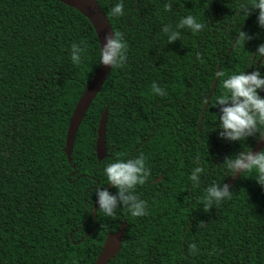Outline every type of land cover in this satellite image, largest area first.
I'll list each match as a JSON object with an SVG mask.
<instances>
[{
  "label": "trees",
  "instance_id": "trees-1",
  "mask_svg": "<svg viewBox=\"0 0 264 264\" xmlns=\"http://www.w3.org/2000/svg\"><path fill=\"white\" fill-rule=\"evenodd\" d=\"M95 1L121 34L126 58L86 112L69 163V120L99 65L95 31L56 0H0V264H95L122 224L121 249L107 264H264V190L252 174L239 176L229 198L205 200L208 187L232 177L225 160L258 142L220 139L214 117L222 106L212 107L222 79L251 72L250 53L264 42L256 12H239L249 0ZM117 2L123 14L113 16ZM185 15L202 29L180 28L169 42L163 27ZM238 31L257 37L241 44ZM73 44L82 49L79 64ZM105 110L107 154L99 162ZM138 156L149 171L134 190L146 214L133 217L118 204L112 217L97 208L94 220L96 187L110 185L103 168ZM197 165L203 171L191 181Z\"/></svg>",
  "mask_w": 264,
  "mask_h": 264
},
{
  "label": "clouds",
  "instance_id": "clouds-1",
  "mask_svg": "<svg viewBox=\"0 0 264 264\" xmlns=\"http://www.w3.org/2000/svg\"><path fill=\"white\" fill-rule=\"evenodd\" d=\"M167 10V9H165ZM249 10L256 12V24L260 29H264V0H249V2L239 5V12L244 18L249 15ZM113 16L123 14V3L117 2L111 9ZM203 25L196 21L192 15H185L173 29L170 25H165L162 29L169 42L178 39L180 28H188L192 32H198ZM237 41L243 44L245 41L255 39L256 33L249 35L246 32L238 31ZM82 49L76 44L71 48V60L74 64H79ZM126 44L121 38V34L116 32L111 36H105L103 45L99 47V64L107 67L119 66L125 60ZM264 42L257 44L254 53H250L251 62L247 67H252L251 72L244 70L235 72L222 79V94L217 95L212 103V107L221 105L219 116L215 115L219 131L217 136L222 140L241 142L249 137L255 140L264 141V96L259 95L264 89ZM259 61V63H257ZM153 90L157 95H164V91L155 85ZM207 104V100L202 101ZM224 166L231 171V175L239 173L252 174L250 178L264 190V147L253 153L246 145L238 154L228 157ZM203 169L197 165L193 168L189 176L191 181H197V174ZM103 174L107 183L116 189V195H111L107 190H100L96 187L97 208L105 217H112L119 204L121 208H127L131 216L139 217L146 214L145 201L139 199L135 194V188L143 185L149 176V171L145 167L143 156L134 159H116L114 162L106 164ZM208 205L213 201L219 202L229 198L228 185L224 184L220 188L215 185L206 189ZM91 196V195H90ZM92 203V202H91ZM91 211V209H90Z\"/></svg>",
  "mask_w": 264,
  "mask_h": 264
},
{
  "label": "water",
  "instance_id": "water-1",
  "mask_svg": "<svg viewBox=\"0 0 264 264\" xmlns=\"http://www.w3.org/2000/svg\"><path fill=\"white\" fill-rule=\"evenodd\" d=\"M59 3L77 11L79 14L84 16L93 27L95 34L97 36L99 46L103 45L104 37L111 36L113 34L112 27L103 13L102 9L98 5L95 0H56ZM112 67H107L102 64L98 65V69L95 72L94 77L92 78L90 84L88 85L85 92L82 94L81 98L78 100L76 107L72 113V116L69 120L66 140H65V155L67 157L68 162H71V152L73 148V143L75 140L76 133L81 125V122L88 111L91 103L95 99L96 95L101 90L103 84L107 80ZM215 84L212 87V90L208 96L207 104H205L204 109L207 108L209 99L214 91ZM107 121V110L101 116L99 127L97 130V139L95 143V153L97 160L101 162L106 157V148H105V126ZM202 117L199 121V130L201 128ZM264 146V141H258L256 145L252 148V152H258ZM240 174H233L228 182V188H230L235 181L239 178ZM161 178H159L156 182H159ZM113 186L110 184L105 187L103 190H109ZM97 200V198H96ZM96 202V201H95ZM97 205L94 204L93 207V218L95 220L96 217ZM96 227V223H94V228ZM125 224H122L120 229L115 234H109L103 244L102 251L98 256L95 264H107L109 260H112L120 251L123 235L125 232Z\"/></svg>",
  "mask_w": 264,
  "mask_h": 264
}]
</instances>
